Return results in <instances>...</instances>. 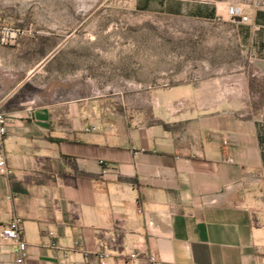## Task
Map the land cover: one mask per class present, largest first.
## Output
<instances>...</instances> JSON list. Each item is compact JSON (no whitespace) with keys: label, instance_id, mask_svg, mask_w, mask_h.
Listing matches in <instances>:
<instances>
[{"label":"crops","instance_id":"1","mask_svg":"<svg viewBox=\"0 0 264 264\" xmlns=\"http://www.w3.org/2000/svg\"><path fill=\"white\" fill-rule=\"evenodd\" d=\"M259 16L253 73L236 89L189 78L149 92V107L42 86L20 45L0 46L11 119L0 158L12 170L0 174V232L22 219L27 264H98L100 253L106 264H264V95L250 82L264 79ZM15 251L0 241V264H16Z\"/></svg>","mask_w":264,"mask_h":264},{"label":"rangeland","instance_id":"2","mask_svg":"<svg viewBox=\"0 0 264 264\" xmlns=\"http://www.w3.org/2000/svg\"><path fill=\"white\" fill-rule=\"evenodd\" d=\"M263 13L264 0H0V27L21 31L14 44L40 85L149 107V92L189 78L223 76L236 89L244 68L253 73ZM250 82L264 95V79Z\"/></svg>","mask_w":264,"mask_h":264},{"label":"built area","instance_id":"3","mask_svg":"<svg viewBox=\"0 0 264 264\" xmlns=\"http://www.w3.org/2000/svg\"><path fill=\"white\" fill-rule=\"evenodd\" d=\"M232 16L234 18H241L240 23L242 24L249 21V18L247 16H242L239 10L233 12ZM20 35L21 31L19 29L8 26L0 27V46H7L15 43ZM30 114H32V111H30ZM10 120V117L0 112V150L5 148ZM0 174L4 176H10L12 174V170L8 166V162L5 157L0 158ZM23 232V221L18 217L13 218L12 221L7 226L3 227L0 232L1 242L5 244H14L16 246V264H27L28 260L27 244L22 239ZM107 257L108 256L104 253H100L96 256L98 264H106ZM131 258L137 259V255L132 254ZM151 260L153 263H156L157 261L155 256H152Z\"/></svg>","mask_w":264,"mask_h":264}]
</instances>
